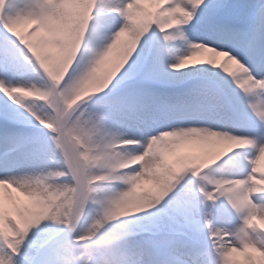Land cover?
<instances>
[{"label":"snow or ice","instance_id":"6c2138e0","mask_svg":"<svg viewBox=\"0 0 264 264\" xmlns=\"http://www.w3.org/2000/svg\"><path fill=\"white\" fill-rule=\"evenodd\" d=\"M0 264H264V0H0Z\"/></svg>","mask_w":264,"mask_h":264}]
</instances>
